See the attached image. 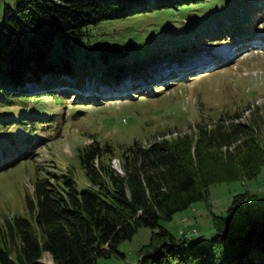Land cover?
Wrapping results in <instances>:
<instances>
[{
    "label": "trees",
    "instance_id": "obj_1",
    "mask_svg": "<svg viewBox=\"0 0 264 264\" xmlns=\"http://www.w3.org/2000/svg\"><path fill=\"white\" fill-rule=\"evenodd\" d=\"M12 1L5 0L0 11V105L21 108L28 106L29 96L44 99L56 95L68 101L71 93L66 87L77 89V93L84 91L87 100L92 96L99 102L108 96L99 91L101 87L114 83L107 76L120 80L130 71L136 75L134 79L142 76L147 81L151 75L148 66L173 60L174 54L197 45V40L223 36L233 44L232 38L238 33L253 35L252 17L248 15L262 9L256 4L246 17L202 30L195 36L197 40L180 39L175 49L169 47L163 54L153 51L131 57L130 45L106 44L100 54L103 70L79 74L70 56L92 25L207 0ZM216 31L219 33L212 34ZM57 43L65 54L52 58ZM100 72L106 75L103 80L98 78ZM164 86L167 84H152L148 91L136 84L132 90L136 94L130 97L153 96ZM260 110L257 108L249 121L238 120L240 115L235 112L213 123L198 122L191 133L170 138L162 134L148 144L136 139L120 146V170L113 165L116 147L91 135L93 141L78 148L88 185L79 189L72 170L38 175L32 193L26 195L30 217L14 215L0 222V264H48L43 262L46 258L53 264H97L100 257L124 255L119 249L121 242L132 239L142 227L152 229L149 242L140 249L142 261L264 264V197L255 193H236L225 213L211 210L214 233L209 241L206 235H193V229L183 233L181 228L177 236L162 223L207 200L211 185L260 174L264 166ZM30 111L39 114L37 109ZM14 121L17 116L3 122ZM19 122L26 124L22 117ZM5 157L4 150L0 163ZM191 232L192 236H187Z\"/></svg>",
    "mask_w": 264,
    "mask_h": 264
},
{
    "label": "rangeland",
    "instance_id": "obj_2",
    "mask_svg": "<svg viewBox=\"0 0 264 264\" xmlns=\"http://www.w3.org/2000/svg\"><path fill=\"white\" fill-rule=\"evenodd\" d=\"M4 1L0 0V11ZM256 4L262 9L248 15L252 17L253 35L233 34V44L223 36L216 40L206 37L203 41L195 37L202 30L246 17ZM188 37L197 40V45L182 48L185 51L174 54L173 60L153 62L148 66L151 75L147 81L142 76L134 79L136 75L130 71L119 78L122 81L107 76L114 83L101 87L99 91L108 96L99 102L93 101L92 96L87 100L84 91L77 93V89L66 87L71 93L68 101L53 95L44 99L29 96L25 108L1 103L0 159L4 150L6 159L0 163V222L14 215L30 217L26 195L32 193L38 175L72 170L79 189L87 186L78 148L92 142L91 135L116 147L113 165L120 170V146L130 145L136 139L148 144L162 134L170 138L178 133H191L198 122L213 123L235 112L240 115L238 120L249 121L260 108L263 115L259 119L260 128L264 131V0H207L104 20L91 26L89 35L70 57L77 73L96 74L103 70L100 54L106 44L130 45L129 56L135 57L153 51L163 54ZM64 54L63 47L57 43L52 58ZM98 74L100 80L106 77L101 72ZM136 84L148 91L153 89L152 84L167 86L159 87L156 95L133 99L130 95L136 94L132 92ZM31 109L39 110V114ZM24 112L27 114L23 115ZM16 116L17 121L7 125L3 122ZM21 117L26 124L19 122ZM261 139L264 143V134ZM36 141H39L37 145ZM32 149H35L33 155L28 156ZM244 191L264 197V166L253 179L211 185L207 200L194 203L162 223L177 236L181 228L183 233L193 229V235H206L204 238L209 241L214 233L211 210L225 213L224 207L233 195ZM254 216H258L257 210ZM151 233L150 227L140 228L132 239L121 242L119 249L124 255L100 257L97 264H153L140 257V249L149 242ZM43 262L53 264L48 258Z\"/></svg>",
    "mask_w": 264,
    "mask_h": 264
},
{
    "label": "crops",
    "instance_id": "obj_3",
    "mask_svg": "<svg viewBox=\"0 0 264 264\" xmlns=\"http://www.w3.org/2000/svg\"><path fill=\"white\" fill-rule=\"evenodd\" d=\"M227 206H228V204H227ZM227 206H225L224 208H227Z\"/></svg>",
    "mask_w": 264,
    "mask_h": 264
},
{
    "label": "built area",
    "instance_id": "obj_4",
    "mask_svg": "<svg viewBox=\"0 0 264 264\" xmlns=\"http://www.w3.org/2000/svg\"><path fill=\"white\" fill-rule=\"evenodd\" d=\"M195 231V230H194Z\"/></svg>",
    "mask_w": 264,
    "mask_h": 264
}]
</instances>
